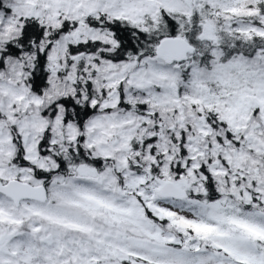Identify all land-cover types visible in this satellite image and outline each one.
<instances>
[{
    "label": "snow or ice",
    "instance_id": "1",
    "mask_svg": "<svg viewBox=\"0 0 264 264\" xmlns=\"http://www.w3.org/2000/svg\"><path fill=\"white\" fill-rule=\"evenodd\" d=\"M0 264H264V0H0Z\"/></svg>",
    "mask_w": 264,
    "mask_h": 264
}]
</instances>
